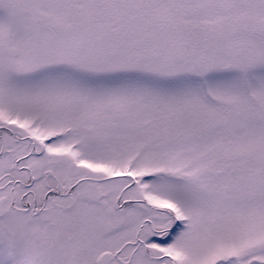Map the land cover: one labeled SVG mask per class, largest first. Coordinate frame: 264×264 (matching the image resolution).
<instances>
[{
  "label": "snow or ice",
  "instance_id": "6c2138e0",
  "mask_svg": "<svg viewBox=\"0 0 264 264\" xmlns=\"http://www.w3.org/2000/svg\"><path fill=\"white\" fill-rule=\"evenodd\" d=\"M0 264H264V0H0Z\"/></svg>",
  "mask_w": 264,
  "mask_h": 264
}]
</instances>
